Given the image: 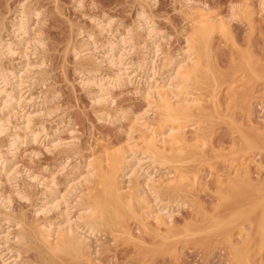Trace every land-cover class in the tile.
Returning <instances> with one entry per match:
<instances>
[{"label": "rangeland", "instance_id": "obj_1", "mask_svg": "<svg viewBox=\"0 0 264 264\" xmlns=\"http://www.w3.org/2000/svg\"><path fill=\"white\" fill-rule=\"evenodd\" d=\"M249 2L255 11V21L248 24L249 21L244 15V5ZM260 3L261 0H0V39L4 38L3 41L11 43L10 46L13 51L19 49L17 53H23L11 52V55H8V51L2 57L4 61V63L2 61V66L10 71L12 69L13 75L22 77L21 84L16 88L15 102H12L13 104L5 107L4 104L7 102L5 103L4 101L7 98L4 97V93H0V99L2 97L4 100L2 101L1 99L0 101V105L3 108H0V123L5 122L7 124L5 125L4 123L5 127L7 126L6 131L0 133V149L2 150L0 152L1 154L8 152L4 157L8 160H13L15 165L13 169H18L15 172L19 173H16L18 175L17 178V175L14 177V175H10L8 171L6 172L0 167V215L2 216V218L0 216V224L2 226L0 227V233L2 234L6 232L5 229L7 228L5 227H8L14 233V230L19 225L16 222H22L30 233L34 234L35 224L58 221L61 218L62 209L70 208L74 204L73 201L76 202L75 200L80 199V193L77 192L80 190L79 188V190L76 188L77 191H71L70 185L72 182H77L82 177H90L89 180L92 185L98 181V171L93 166H86L88 161L92 162L94 155H98L106 147L109 149L120 148V146L124 149L135 146L141 148V133H139L141 127L145 128L150 125V127L155 126L154 128H156L158 126L159 116L157 109L154 108L155 103L145 98L144 94H142L147 90L150 83L141 80V82H138L142 72L136 67H132L133 65L130 63L133 60L134 62L132 61V63L135 66V62L142 56L148 55V53L153 54L150 52L151 45H149V41L147 42L149 38H147L146 30L142 29L143 31H139L136 39L138 48L136 47L135 51L130 50L131 48L128 44L124 46L126 48L129 47L132 52H129L127 48L129 52L127 54L125 47L122 50L125 49L126 54L120 50L122 51L120 53L125 54L124 57L127 56L126 59L121 56L122 67L128 70H126V74H130L128 78V75L124 74L125 72L122 73L124 77L121 76L123 78H121V82L116 81V78L114 79L118 72L116 70L118 67L112 63L106 64L109 61L103 54H100L102 51L104 52V42L107 44L108 41L106 39L108 40L109 35L124 34L127 27L130 25L132 27L137 22L140 9L146 10L145 12L151 17L149 18L152 19L153 26L159 32L161 38L158 41L161 42V52L159 51V56L155 58L157 73L154 78L158 80L166 70L161 64L163 63L164 55L172 54L177 56L187 46L186 39L192 31L193 17L197 13L207 12L215 14L230 24L228 32L217 31L213 34L212 52L210 51L206 58L205 56L202 58V60L204 59L202 61V77L205 83L202 82V85L200 84L197 90L199 94H197L203 97L201 98L203 101H200L202 105L200 110H203L200 111L198 109L197 111L196 108L192 116L183 120L186 125L184 131L186 137H188L187 139L190 142H194L198 138L199 141L201 139L205 142L201 147L196 148L198 149L196 152L199 155L194 150L196 156L193 153L190 156L189 154H183L185 157H181L178 161L174 160L173 162L161 164L152 162L145 154H143L144 156L139 154L144 157L143 159V157L139 156L142 159L141 162L139 161V165L142 164L141 167H144L143 169L148 172L151 171L150 175L152 177L154 174V180H157L156 185H160L159 183L177 175L182 168V171L178 174L189 177L195 174L197 177L194 187L191 185L189 189L179 191L171 188L172 190L170 189L166 194L162 195V199L171 206L169 210L173 215L169 221L170 224L160 225L161 227H159L155 219L145 215L147 210L145 208V210L143 209L144 213L142 212L141 215H134L131 212L130 215L129 212L128 214L126 212L122 225L116 226V230L112 227L103 226L97 234L91 233V256L89 259L78 260V263L75 262L77 259H73V253L64 254L50 251L38 237H36L37 239L35 237V239L32 238L29 243L15 244L11 241V245H9L14 247V250H19L21 256L30 264H244L243 261L245 260V264L248 262L249 264H264V218L262 219V216L264 217V8L262 3ZM23 5L27 8L29 7V10H32L34 15L32 12L24 40L19 41L20 39L17 37L16 39L15 35L12 36L14 33L13 30L11 31L13 28L11 21L14 18L13 16L16 13L18 14L17 10ZM95 19L96 21H94ZM98 20L108 23L107 28L110 34L106 30L102 31L104 35L99 32ZM3 26L4 28L6 27L5 30ZM2 30L3 32H1ZM85 32L87 34H95H93L95 37L93 39L98 44H96L98 46L96 51L98 52L99 48L101 49L100 53L95 54L96 51L94 53L99 58L97 59V65L98 69L100 68L97 71L98 73L95 71V75H93L94 71L85 73L83 70H95L97 67L96 63L89 60L88 62L86 61L87 63L85 60L81 61L78 56L76 57L74 50L79 48V44L83 41L81 38H87L88 35ZM105 32L109 34L108 38ZM27 36L29 39L26 38ZM116 36H114L115 38L112 36V39L116 40ZM33 37H41L38 38L39 41H36V44L40 43L43 46L37 45L36 47L38 48L35 49L33 44L35 38L33 39ZM141 40H145L146 43H143L146 44L147 48H141L143 45L139 44L142 42ZM99 41L103 46L100 47ZM12 42H15L16 46L13 47ZM19 42L21 46H19ZM24 47H27L28 52ZM30 48L35 50L30 51ZM89 48L95 50L93 45H90ZM140 51L141 53H139ZM116 53L118 54L117 51ZM23 56H27L26 58L29 61ZM101 57L107 62L104 60V62H101ZM23 60H25L27 67ZM33 63L36 64L35 67ZM83 64H88V67ZM91 66L94 67L91 68ZM25 67L28 72H19V70H24L22 68ZM133 68H136V72H134L135 70L132 72ZM80 70L82 71L79 72ZM99 73L102 76H99ZM91 78L95 79V81L92 79L95 84L91 81L92 85L89 84L90 82H87L88 85H86L85 80L89 81ZM100 78H103V80ZM12 79L14 77L10 80L12 81ZM97 80L102 81L100 82L103 84L104 90H99L100 86H97ZM104 83H108V87ZM217 83L219 84L217 85ZM9 86L10 84L4 86V88L10 90L11 86L10 88ZM111 87L113 88L111 89ZM210 87L212 88L209 89ZM17 89L20 90L17 91ZM21 93L26 95L23 94V96ZM103 94L104 96L105 94L107 95L105 97L109 95L110 99L108 98L109 100H107ZM214 94H217V96ZM98 96L103 97L106 101H97V103L95 99ZM21 98L23 100L25 98L30 99L23 101ZM110 100L111 102H109ZM150 102L153 104H149ZM101 103L102 105H100ZM102 110H104V114L100 112ZM5 118L9 119L8 121L10 122L4 121L3 119ZM231 120H234V123ZM27 122L28 130L29 128L31 129L28 136L24 132L26 130L24 125ZM230 122L233 124H230ZM13 125H18L17 129L14 126V131ZM235 127H239L241 130L235 129ZM10 129L17 135L19 143L15 144L17 151L11 148L8 143L10 140L9 135L13 134ZM256 130H258V133ZM31 131L35 135L32 136ZM256 134L258 135L256 136ZM260 140L261 143L259 142ZM250 142L252 147H247V143ZM251 144L248 146H251ZM126 145L128 147H125ZM11 151H14V153ZM93 151L95 154H92ZM204 151L205 154H203ZM10 153L13 155H10ZM0 160L2 161L3 158ZM197 161H200V163ZM258 161L259 163H257ZM196 162L197 166H195ZM93 163H95V160ZM191 168L192 170H190ZM76 169H78V173L75 174L74 171ZM4 171L6 174H3ZM89 171H94L95 178L92 175H87ZM35 174L36 176H34ZM34 177L36 178L34 179ZM77 177L79 178L77 179ZM120 179L122 184L125 185L127 182L126 176L120 177ZM43 181H45V184L42 183ZM47 181L50 182V185L54 184L58 188L56 195L53 196L56 200L50 203V211H45L46 213H44L43 209V213H40L37 211H41V200L45 196L50 195L48 194V191L50 193L49 188H45ZM39 182L40 184H38ZM204 183L205 185H203ZM232 184H234L235 189ZM228 185L230 186L228 187ZM76 193H78V199L74 198L77 197ZM44 194L46 195L43 196ZM220 194H223V196H220ZM83 197L86 200V197ZM220 197H225L226 200L223 198V201ZM57 200L60 204H57ZM64 201H66V205ZM70 203L73 204L70 205ZM55 204L56 206H54ZM236 209H239L238 214H236ZM72 212L71 216L74 215L75 208L72 209ZM230 213L233 214L230 216ZM6 215L7 217L10 216L9 218L12 220L8 222ZM138 216H141L142 221ZM219 216L222 217V220L223 218L225 220L221 224L219 222L222 220L219 219ZM237 216L239 217L237 218ZM128 217L129 220H127ZM143 217L148 218L144 219ZM231 217L233 223L232 221L230 222L232 220ZM148 220H151L149 225L150 223H153L152 226L155 225L154 229H152L153 227L150 228L149 225L145 226L148 224ZM217 224L220 225L218 226ZM240 224H243L244 229H239ZM214 226H218V229H214ZM126 229L132 236L128 235ZM210 229L212 232H210ZM198 230L199 233L197 232ZM13 233H11L12 236H14ZM116 233H118V236H116ZM2 234H0V264H4V260H7L6 256L9 255L7 253L9 250L7 246L9 245L6 242L3 244ZM229 243L232 244L231 247L233 248L230 247ZM236 246L242 250L243 254L239 253L241 256L236 252Z\"/></svg>", "mask_w": 264, "mask_h": 264}, {"label": "bare ground", "instance_id": "obj_2", "mask_svg": "<svg viewBox=\"0 0 264 264\" xmlns=\"http://www.w3.org/2000/svg\"><path fill=\"white\" fill-rule=\"evenodd\" d=\"M261 3H262V7L264 8V0H261ZM260 3V4H261ZM26 5V4H24ZM22 6L20 9H18V14L15 16H13L14 18H12V25H13V28L11 29V31L13 30V35L15 38H19L18 40L19 41H23L24 38H25V34L27 33V29L29 27V21L31 20V17H32V10H29V7L27 8L26 6ZM243 7V6H242ZM244 15L247 19L248 24L249 23H253L255 20H254V8L253 6L249 3H246L244 5ZM144 9V8H143ZM34 10V9H33ZM146 10H141L138 12V20L137 22L135 23L134 26L132 27H127L125 29V33L124 34H118L116 36V34L112 35L113 38H115L114 36H116V40L112 39V36L109 35L110 32H109V29L107 28V24L106 23H103V21H97V25H98V29L100 30L99 32L101 33L102 31H105L106 32H109L106 33L107 35V38H108V35H109V38L108 40L106 39L107 44L104 42V46L101 45V42L99 43L100 44V47L103 46L104 47V52L102 51L101 53L99 52L101 49L99 48V51L97 52L96 49H97V42H95V40L93 38H95L93 36L92 33H86L88 31H86V35L87 38L86 39H82L83 41H81V43L79 44V48H75V54H76V57L78 56V59H80L81 61L85 60V62L88 60L89 61H92L94 63H96V65L98 64V60L99 59L98 57H96L95 54L97 53H100V54H103L106 58H107V61L104 60V58L102 59L101 57V62H107L106 64L109 65V63H112L113 65H116L118 68H116V70H118V72L116 70H114L115 72H117V74L115 75L116 77H114V79L116 78V81H119L121 82V78L124 77L122 76V73L126 74V70L123 69V62L121 60V56L124 57V55L127 53L129 54V52H132L130 50H134L136 49V47L138 46V43L136 42V39L138 38L137 35H139V31L142 30V29H145L146 31V35L148 36L147 38H149L147 40V42L149 43V45H151V48H150V52H152L153 54L151 53H148V55H145V56H142V58H140L139 60H137L135 63L136 65L134 66V64L132 63V61H130V63L133 65L132 67H136L137 69H139L142 74L138 80V82L141 80V81H146L149 84V86L145 83V85L148 86L147 90L142 93L144 94V97L149 99L151 102L155 103V107L158 111V116H159V123H158V126L156 128H154L155 126H151L150 125L148 127H145V128H142L141 127V131L139 133H141L140 135V142H141V148H138V146L136 147H129L127 149H124L123 147L120 146V148H114V149H109V148H105V150L103 149V151H100V153L98 155H94V157H92V162L91 161H88L87 163V167H90V166H93V168L98 171V181L95 183V184H90V180L89 178L87 177H82L81 179L79 177H77L78 181H74V183L72 182V184L74 185H70V188L71 191L73 190V192L77 189L79 191L80 194H79V198L81 199V201H79L80 199H78V193H76L77 197H74L75 199H78V200H75L76 202L73 201V203H70L73 204L70 208H66V210L62 209V213L60 214L61 218L56 222H48V223H37L35 224V229L33 231L34 234H31L29 229L25 227V225L22 223V222H16L18 225V228L14 230V233L12 232V230H10L8 227H5L7 229L6 232L4 234L1 235V238L3 237V241L5 244L8 243L7 245H9L12 241V243H29L31 242L32 238H36L38 237V239L42 242V244L48 248L50 251H53V252H62L64 254H68V253H73V259H77L75 262H79L78 260L80 259H89L90 256H91V252H90V236H91V233H95L97 234L98 231H100V228L103 227V226H108V227H112L113 229H115L116 226H121L122 223H123V219H124V216H125V213L130 212L134 215H141L142 212H143V209H147L145 212H146V216H150L152 217V219H155L156 221V224L161 227L160 225H168L170 224L169 221L171 220L172 218V215L171 214L172 212L169 210V208H171L170 204L165 201L164 199H162V195L163 194H166L171 188H174V189H178L179 190H184V189H189V187L192 185L193 187L195 186L194 184L197 182V177L195 176L194 173V176L191 175V177L189 176H185L183 174H178L179 172L182 171V169H180L181 171H179L177 173V175L169 178L168 180L162 182V183H159L160 185H156L157 184V180H154V174H153V177L152 175H150V172H148L147 170L143 169L141 167V165H139V163L142 161V159L139 158V156L142 154H145V156L151 160L152 162H159V163H167V162H170V161H174V160H180L181 157H185L183 156V154H189V156L193 153V154H198V152H196V150L198 151V149H196L197 147H201L205 142L202 141L200 139V141H202L200 143V141L197 139H195L194 142H190L186 137L185 135V131H184V128H185V124L183 122V120H185L186 118H188L189 116H192L197 108V111L198 109L200 110V108L202 107L200 101L202 100L200 95L198 96V92L197 90L199 89L200 87V84L202 82H204V78L202 77V67H203V64H202V58L203 56H205L206 58V55H208L211 51V49L213 48L212 47V38H213V34L217 31H222V32H225V31H229L230 30V24L225 21L223 18H220V17H217V15L215 14H210V13H207V12H204V13H197L195 17H193L194 19V22L191 26L192 28V31L191 33L187 36V39H186V42H187V46L183 48V50L180 52V54H178L177 56H174L172 55H164L163 57V63L162 66L164 69H166L162 75L160 76V78L157 80L154 78L155 74L157 73V66H156V61H155V58H157V56H159V53L161 52L160 51V44L161 42H158L161 38L159 36V32L154 28L153 26V21H151L152 19H150L151 17L148 15L147 12H145ZM147 13V14H146ZM33 15H34V12H33ZM38 15V14H36ZM150 17V18H149ZM99 19V18H98ZM102 20V19H101ZM96 21V19L94 20ZM105 22V21H104ZM107 22V21H106ZM109 22V21H108ZM113 22V21H112ZM31 23V22H30ZM257 24V23H256ZM5 25V23H4ZM11 25V26H12ZM33 25V24H32ZM96 25V23H95ZM110 25V24H109ZM113 25V24H112ZM2 26V25H1ZM250 26V25H249ZM110 27V26H109ZM116 27V26H115ZM1 28V27H0ZM4 28V26H3ZM6 28V27H5ZM4 28V30H5ZM111 28V27H110ZM190 28V29H191ZM31 29V28H30ZM108 29V31H107ZM81 30V29H80ZM111 30V29H110ZM115 30V29H113ZM121 30V29H119ZM31 31V30H29ZM28 31V32H29ZM92 31V30H91ZM116 31H117V28H116ZM143 31V30H142ZM3 32V30L1 31ZM99 32H96V33H99ZM113 32V31H112ZM118 32V31H117ZM226 32V33H227ZM12 33V32H11ZM103 33V32H102ZM116 33V32H114ZM119 33V32H118ZM121 33V31H120ZM141 33V32H140ZM10 34V33H9ZM39 34V33H38ZM78 34V33H77ZM81 36L82 34L79 33ZM113 34V33H112ZM145 34V33H144ZM1 35V34H0ZM4 35V33H3ZM11 35V34H10ZM95 35V34H94ZM104 35V33H103ZM33 36V35H32ZM38 36V35H37ZM85 36V35H84ZM83 36V37H84ZM105 36V37H106ZM141 36V35H140ZM86 37V36H85ZM111 37V38H110ZM146 37V36H145ZM1 38V37H0ZM16 38V39H17ZM28 38V36L26 37ZM35 37H33L34 39ZM38 38H41V37H38ZM38 38L36 37L34 39V48H38L36 47L37 45L39 46V44H36V41H39ZM147 38H144V39H147ZM232 38V37H231ZM29 39V38H28ZM27 39V40H28ZM32 39V40H33ZM140 39V38H139ZM138 39V40H139ZM3 39H0V93H4V97H6L7 99L4 101L3 98L1 97L2 101H4L6 104H4V106H10L11 104H13L12 102H15L14 100V97H15V94H16V88L19 87V85L21 84L20 81H22V77L19 75H13V71L11 69L8 70L6 69L5 67H3L2 65V57L4 56V54H6L8 51V55H11V52H16L17 51H13L12 48H11V43L9 44V42H5L3 41ZM7 40V39H5ZM12 40V39H11ZM15 40V39H14ZM32 40H30L32 42ZM100 40V39H99ZM104 40V39H103ZM13 41V40H12ZM41 41V40H40ZM98 41V40H97ZM140 41V40H139ZM142 41V40H141ZM18 42V41H16ZM25 42V41H24ZM145 40L142 41L141 43L139 44H143L141 46V48H147L146 44H144ZM13 43V42H12ZM15 43V42H14ZM13 43V47L16 46L15 44ZM29 43V42H28ZM147 43V44H148ZM18 44V43H17ZM20 44V42H19ZM23 44H26V43H23ZM29 44H32V43H29ZM27 44L28 46H31ZM36 44V45H35ZM93 45V47L95 48V50H92V48L90 49L89 46L90 45ZM97 44V45H96ZM129 45L130 46V50H129V47L128 48V51H127V48L124 46V45ZM89 45V46H88ZM21 46V44L19 45ZM25 46V45H23ZM22 46V47H23ZM43 46V45H40V47ZM78 46V45H77ZM32 47V46H31ZM126 48V53H125V49L122 50L123 48ZM150 47V46H149ZM18 48V46H17ZM25 48V47H24ZM27 48V47H26ZM25 48V50L27 51V49ZM33 48V49H34ZM93 48V49H94ZM120 48V49H119ZM138 48V47H137ZM14 49V48H13ZM32 49V50H33ZM34 49V50H35ZM21 50V49H20ZM30 51L31 48L29 49ZM98 50V49H97ZM123 53H125L123 55V53H120L122 51ZM147 50V49H146ZM96 51V53H95ZM116 51L118 52V54L116 53ZM135 51V50H134ZM143 51H145V49H143ZM160 51V52H159ZM6 52V53H5ZM28 52V51H27ZM26 52V53H27ZM149 52V51H148ZM166 52V51H165ZM164 52V53H165ZM212 52V51H211ZM14 53H12L14 55ZM22 53V52H20ZM19 52L17 54H20ZM95 53V54H94ZM120 53V54H119ZM141 53V51L139 52ZM144 53V52H143ZM147 53V52H145ZM163 53V54H164ZM168 53V52H167ZM166 53V54H167ZM23 54V53H22ZM21 54V55H22ZM25 54V53H24ZM30 55V54H29ZM142 55V54H141ZM7 56V55H6ZM28 56V55H27ZM27 56H23V57H27ZM100 56V55H99ZM138 56L140 57V55L138 54ZM18 57V56H17ZM22 57V56H21ZM127 57V56H126ZM126 57H124L126 59ZM138 57V58H139ZM4 59V58H3ZM133 59V58H132ZM27 61H29L28 58H26ZM79 60V61H80ZM104 60V61H103ZM207 60V59H206ZM25 62V60H23ZM78 61V62H79ZM80 61V63H81ZM158 61V60H157ZM86 62V63H87ZM125 62V61H124ZM134 62V61H133ZM4 63V61H3ZM29 63V62H27ZM42 63V61H41ZM26 64V62H25ZM32 64V63H31ZM35 64V63H33ZM129 64V63H128ZM127 64V65H128ZM30 65V64H28ZM38 65V64H37ZM43 65V64H42ZM40 65V66H42ZM83 65H87L88 67V64H83ZM99 65H100V62H99ZM113 65H111L113 67ZM130 65V64H129ZM5 66V65H4ZM18 66V65H17ZM27 67V64L25 65ZM31 67H33L32 65H30ZM29 66V67H30ZM36 66V64L34 65V67ZM39 66V68H40ZM131 66V65H130ZM160 66V65H159ZM19 67V66H18ZM25 67V68H26ZM86 67V66H85ZM85 67H83V69H85ZM94 66H91V68H93ZM96 67V66H95ZM100 67V66H99ZM125 67V66H124ZM22 68L24 70H19V72H23V73H26L28 72V69L26 68ZM129 69V67H127ZM135 68V69H136ZM31 69V68H30ZM82 69V68H80ZM97 69V70H96ZM95 70H92L90 71L91 69H88L87 71L83 70L85 73H93V75H95V71L96 73H98L97 71H99L98 69V65L96 67ZM115 69V68H113ZM121 69H123L121 71ZM132 69V68H131ZM133 68L132 72L135 70ZM15 70V69H14ZM40 70V69H39ZM112 70V69H111ZM138 70V71H139ZM30 71V70H29ZM35 71V70H34ZM38 71V70H37ZM82 70H80L79 72H81ZM113 71V72H114ZM128 71V70H127ZM18 72V73H19ZM103 72V71H101ZM130 72V73H132ZM136 72V70L134 71ZM21 73V74H23ZM33 73V72H31ZM84 73V74H85ZM112 73V72H111ZM140 73V72H139ZM28 74V73H27ZM35 74V73H34ZM83 74V73H82ZM103 74V73H101ZM114 74V73H113ZM123 74V75H124ZM133 74V73H132ZM137 74V73H136ZM12 75V76H10ZM31 75V74H30ZM89 75V74H88ZM87 75V76H88ZM91 75V74H90ZM92 75V77H93ZM99 76H102L100 75V73L98 74ZM108 75V74H107ZM128 75V74H126ZM130 75V74H129ZM129 75H128V78H129ZM140 75V74H139ZM110 76V74H109ZM122 76V77H121ZM134 76V75H133ZM204 76V75H203ZM12 77H14V79H12V81L10 80ZM96 77H98L96 75ZM113 77V76H112ZM136 77V75H135ZM205 77V76H204ZM24 78V77H23ZM32 78V77H31ZM85 78V77H84ZM95 78V77H94ZM104 78V77H103ZM103 78H100L101 80H103ZM126 78V76H125ZM127 78V79H128ZM133 78V77H132ZM91 78L89 81H87V79L85 80L86 81V85L87 82L89 84H91V81L93 82V84H95V79ZM107 79V78H106ZM123 79V78H122ZM126 79V80H127ZM131 79V78H130ZM25 80V78H24ZM84 80V79H83ZM100 80V81H101ZM208 80V78H207ZM84 81V82H85ZM97 80L96 84L97 86L99 85L100 86V89L99 90H104V87H103V84ZM115 81V83H116ZM140 81V82H141ZM210 81V80H209ZM28 82V81H26ZM129 82V81H128ZM3 83V85H1ZM24 84V82H22ZM113 83V82H112ZM113 83V84H115ZM156 83V84H155ZM205 83V82H204ZM208 83V81H207ZM206 83V84H207ZM232 83V82H231ZM11 86V89L10 90H6L4 88V86L6 85H9ZM106 83H104L105 85ZM108 84V83H107ZM106 84V86H107ZM110 84V83H109ZM122 84V83H121ZM155 84V85H154ZM219 83H217L218 85ZM85 85V83H84ZM92 85V84H91ZM202 85V84H201ZM215 85V84H214ZM9 86V88H10ZM98 86V87H99ZM112 86V85H110ZM109 86V88H110ZM146 86V87H147ZM208 86V85H207ZM90 87V86H89ZM108 87V86H107ZM220 87V86H219ZM218 87V88H219ZM21 88V87H20ZM113 87H111L112 89ZM139 88V87H138ZM212 87H210L209 89H211ZM214 88V86H213ZM217 88V87H216ZM23 89V88H22ZM21 89V90H22ZM141 90V88H139ZM202 89V88H201ZM20 90V89H17V91ZM108 90V89H107ZM139 90V91H140ZM98 91V90H97ZM219 91V90H218ZM21 92V91H19ZM242 92V91H241ZM27 93V92H26ZM93 93V92H92ZM107 93V92H106ZM141 93V92H140ZM198 93V94H197ZM218 94V92H216ZM18 94V93H17ZM22 94V93H21ZM25 94V93H23ZM22 94V95H23ZM217 94H214L215 96H217ZM19 95V94H18ZM26 95V94H25ZM28 95V94H27ZM99 95V94H98ZM213 95V94H212ZM230 95V94H229ZM1 96V94H0ZM3 96V95H2ZM17 96V95H16ZM24 96V95H23ZM22 96V98H23ZM104 96V94H103ZM105 96H107L105 94ZM104 96V97H105ZM143 96V95H142ZM214 96V97H215ZM234 96V95H233ZM19 97V96H18ZM111 97V95H110ZM230 97V96H229ZM17 98V97H16ZM21 98V100H23ZM107 98V100H109V95L108 97H105ZM109 98V99H108ZM221 98V97H220ZM0 99V101H1ZM30 98H25L24 100L27 101L29 100ZM98 99V100H97ZM249 99V98H248ZM14 100V101H13ZM18 100V99H17ZM16 100V101H17ZM23 100V101H24ZM96 102L97 101H106L103 97H97L96 99ZM153 100V101H152ZM216 100V98H215ZM113 101V100H112ZM203 101V100H202ZM21 102V101H20ZM111 102V100L109 101ZM149 103V104H153V103ZM220 102V100H219ZM19 103V102H18ZM98 103V102H97ZM218 103V102H217ZM1 104V103H0ZM2 104V105H3ZM105 104V103H104ZM102 105V103L100 104ZM3 106V107H4ZM153 106V105H152ZM205 106V104H204ZM218 106V104H217ZM0 108L1 105H0ZM206 108V107H205ZM219 108V107H218ZM3 109V108H2ZM8 109V108H7ZM24 109V108H23ZM13 110V109H12ZM203 110V109H202ZM200 110V111H202ZM16 111V110H15ZM18 111V110H17ZM196 111V112H197ZM12 112V111H11ZM22 112V111H21ZM100 112H104V110L100 111ZM99 112V113H100ZM198 113V112H197ZM204 113V112H203ZM13 114V113H12ZM17 114V113H16ZM20 114V113H19ZM24 114V113H22ZM104 114V113H103ZM109 114V112H108ZM106 114V115H108ZM230 114V113H229ZM24 116V115H22ZM26 116V115H25ZM224 116V115H223ZM21 117V116H20ZM30 117V116H29ZM108 117V116H107ZM26 118V117H25ZM24 118V119H25ZM229 118V116H228ZM2 119V118H1ZM4 121H8L6 118L3 119ZM140 120V119H139ZM158 120V119H157ZM2 121V120H1ZM232 121V120H231ZM234 121V120H233ZM232 121V122H233ZM10 122V121H8ZM7 122V123H8ZM26 122V121H25ZM24 122V123H25ZM137 122V121H136ZM230 122V124L232 123ZM5 122H1L0 123V133H2L3 131H6V128L7 126L5 127V125H7ZM135 123V122H134ZM139 123V122H137ZM145 123V122H143ZM234 123V122H233ZM232 123V124H233ZM10 124V123H9ZM12 124V123H11ZM14 124V123H13ZM18 124V123H17ZM142 124V123H141ZM140 124V126H142ZM146 124V123H145ZM137 125V124H135ZM242 125V124H241ZM11 126V125H10ZM13 125V131H14V128L16 127L17 129V126ZM146 126V125H145ZM236 126V125H234ZM22 127V126H21ZM233 127V126H232ZM23 128V127H22ZM24 128L26 129L24 132L26 133V136L29 135V130H31L29 128L28 130V122L24 125ZM131 128V127H130ZM134 128V127H133ZM138 129H140V127L137 126ZM137 128H136V131H137ZM237 127H235L236 129ZM238 130H241L239 127L237 128ZM11 130V129H10ZM134 130V129H133ZM36 131V130H35ZM257 133H258V130H256ZM12 132V130H11ZM9 131V133H11ZM16 132V131H15ZM13 133V132H12ZM32 133V136L35 135V133H33V131H31ZM39 133V132H38ZM263 133V132H262ZM8 134V133H6ZM4 134V135H6ZM199 134V133H198ZM11 135V134H10ZM9 135L10 137V140H9V146L11 148H14L16 151L17 149L15 148V144L18 143V139H17V135L16 134H12L11 136ZM19 135V134H18ZM195 135V133H194ZM243 135V134H242ZM258 134H256L257 136ZM25 136V137H26ZM199 136V135H198ZM262 138H263V134L261 135ZM243 137V136H242ZM19 138V137H18ZM195 138V137H194ZM201 138V137H200ZM248 138V137H247ZM245 138V139H247ZM9 139V138H8ZM243 139V140H245ZM249 139V138H248ZM260 139V138H258ZM246 141V140H245ZM248 142V141H246ZM254 142V141H252ZM261 143V140L259 141ZM19 144V143H18ZM248 145L251 144L250 143H247ZM246 144V145H247ZM255 144V143H253ZM247 147H252V144L251 146H248ZM8 146V145H7ZM113 146V145H112ZM130 146V145H129ZM140 146V145H139ZM255 146V145H253ZM17 147V146H16ZM125 147H128V145H126ZM244 147V146H243ZM101 148V147H100ZM99 148V149H100ZM10 149V148H9ZM12 149V150H14ZM240 149V148H239ZM244 149V148H243ZM247 149V148H246ZM251 149V148H250ZM1 150V149H0ZM7 150V149H6ZM96 150V149H95ZM94 150V151H95ZM194 150H195V153H194ZM204 150V149H202ZM2 151V150H1ZM93 151L92 154H95ZM97 151H99L97 149ZM239 151V150H237ZM12 152V151H11ZM200 152V151H199ZM202 152V151H201ZM241 152V151H240ZM243 152V151H242ZM14 153V151L12 152ZM10 153V155L12 154ZM17 153V152H16ZM236 153V152H235ZM239 153V152H237ZM8 152L6 154L0 152V159L3 158V160L1 161L0 160V167L3 168V170H6V172L8 171V173L11 175H14V177H16L15 175L19 174L18 172H15L17 171L18 169H13L15 167L14 163H13V160L11 161L6 159L4 157V155H7ZM140 154V155H139ZM195 154V156H196ZM205 154V151L204 153ZM244 154V153H243ZM13 155V154H12ZM199 155V154H198ZM93 156V155H92ZM144 156V155H143ZM143 156H140V157H143ZM194 156V155H193ZM206 156V155H205ZM244 156V155H243ZM15 157V155H14ZM13 157V158H14ZM145 157V158H146ZM93 158L95 160V163H93ZM192 158V156H191ZM199 158V157H198ZM207 158V157H206ZM144 159V157H143ZM201 159V158H200ZM254 159V158H253ZM89 160V159H88ZM192 160V159H191ZM15 161V160H14ZM140 161V162H139ZM187 161V160H186ZM189 161V160H188ZM201 161V160H200ZM200 161H197L200 163ZM255 161V160H254ZM182 162V161H181ZM196 162V165L197 164ZM203 162V161H202ZM206 162V160H205ZM259 163V161L257 162ZM17 164V163H15ZM81 164V163H80ZM173 164V163H172ZM176 165V163H175ZM179 165V163H178ZM181 165H184V164H181ZM188 165V164H187ZM17 166V165H16ZM180 166V165H179ZM240 166V165H239ZM194 167V166H193ZM192 167V168H193ZM200 167V166H198ZM246 167V166H245ZM146 168V167H145ZM190 168V167H189ZM192 168L190 170H192ZM241 168V167H240ZM244 168V167H243ZM242 168V170H243ZM91 169V168H90ZM200 169V168H199ZM198 169V171H199ZM239 169V167H238ZM261 169V168H260ZM195 170H197V168H195ZM247 170V169H246ZM251 170V169H250ZM78 169H76L74 171V173H78L77 172ZM194 171V170H193ZM6 172L4 171L3 174H6ZM94 171H89V173L87 175H92L94 177V174L93 173ZM188 172V170H187ZM191 172V171H189ZM197 172V171H196ZM195 172V173H196ZM229 172V171H228ZM233 172V171H231ZM237 172V171H236ZM245 172V171H244ZM247 172V171H246ZM17 173V174H16ZM184 173V172H183ZM8 174V175H9ZM73 174V173H72ZM74 174V175H75ZM170 174V173H169ZM238 174V173H236ZM242 174V173H241ZM245 174V173H244ZM9 175V176H10ZM81 175V174H80ZM86 175V176H87ZM247 175V174H246ZM8 176V177H9ZM27 176V175H26ZM32 176V175H31ZM36 176V174L34 175ZM38 176V175H37ZM73 176V175H72ZM79 176V174H78ZM127 178V182L124 184H122V180L120 179L125 177ZM168 176V175H167ZM235 176V174H234ZM250 176V175H249ZM28 177V176H27ZM74 177V176H73ZM76 177V176H75ZM141 177V178H140ZM143 177V179H142ZM243 177V176H242ZM12 178V177H11ZM17 178H18V175H17ZM36 177H34L35 179ZM95 178V177H94ZM161 178V177H160ZM167 178V177H166ZM31 179H33V177H31ZM73 179V178H71ZM75 179V178H74ZM75 179V180H77ZM141 179V181H140ZM156 179V178H155ZM227 179V177H226ZM229 179V178H228ZM237 179V178H236ZM9 180V179H8ZM17 180V179H15ZM42 180H44L42 178ZM50 180V179H49ZM143 180V181H142ZM224 180V179H223ZM29 181V180H28ZM27 181V182H28ZM52 181V180H51ZM203 181V180H202ZM30 182V181H29ZM45 181H43L42 183H44ZM48 183H46V189L49 188L50 190V193L48 191V196H45L46 194H44L43 196H45L43 198V200H41V204H40V210L41 211H37V212H40V213H46L45 211H50V203H52L53 201H55L56 199H54L56 195V190L58 188H56L53 185H50V182L47 181ZM124 182V181H123ZM152 182V183H150ZM200 182V181H199ZM223 182V181H222ZM221 182V183H222ZM37 183V182H36ZM71 183V182H70ZM156 183V184H155ZM224 183V182H223ZM226 183V182H225ZM40 184V182L38 183ZM45 184V183H44ZM42 184V185H44ZM230 184V183H229ZM245 184V183H244ZM31 185V184H30ZM29 185V186H30ZM37 185V184H36ZM205 185V183L203 184ZM221 185V184H219ZM223 185V184H222ZM221 185V186H222ZM233 185V188L235 187L234 184ZM18 186V185H17ZM45 186V185H44ZM230 185H228L229 187ZM48 187V188H47ZM77 188V189H76ZM197 188V187H196ZM218 188V187H217ZM264 188V187H263ZM235 189V188H234ZM172 190V189H171ZM196 190V189H195ZM217 190V189H216ZM194 191V190H192ZM16 192V191H15ZM20 192V190H19ZM58 192V191H57ZM196 192V191H195ZM194 192V193H195ZM226 192V190H225ZM24 194V192H22ZM21 193V194H22ZM69 193V192H68ZM188 193V192H187ZM70 195V193H69ZM223 196V194H220V196ZM228 195V194H227ZM264 195V194H263ZM4 196V195H3ZM42 196V197H43ZM71 196V195H70ZM75 196V195H74ZM86 197V200H84V197ZM57 197V196H56ZM63 197V196H62ZM73 197V195H72ZM153 197V198H151ZM227 198V196H225ZM223 197V198H225ZM254 197V196H253ZM262 197V196H261ZM5 198V197H4ZM67 198V197H66ZM221 199H223L222 197H220ZM225 198V200H226ZM240 198V196H239ZM247 198V196H246ZM8 199V198H7ZM61 199H64V198H61ZM60 199V200H61ZM173 199V198H172ZM171 199V200H172ZM198 199H199V196H198ZM245 199V197H244ZM39 200V201H40ZM59 200V201H60ZM241 200V199H240ZM240 200H239V203H240ZM6 201V200H5ZM197 201V200H196ZM224 201V199H223ZM238 201V200H237ZM57 204H60L58 202V200L56 201ZM65 202V205H66V201ZM69 203V202H67ZM222 203V202H221ZM236 203V202H235ZM4 204V203H3ZM39 204V203H38ZM37 204V205H38ZM62 204V203H61ZM6 206V205H5ZM4 206V207H5ZM10 206V205H9ZM56 206V204L54 205ZM59 206V205H58ZM68 207H69V204H68ZM75 208V212H74V215L71 216V213L72 212V209ZM44 209V211H43ZM144 209V210H145ZM242 209V208H241ZM237 210V209H236ZM239 210V209H238ZM238 210L235 212L236 214H238ZM6 211V210H5ZM10 211V210H9ZM43 211V212H42ZM74 211V210H73ZM4 212V211H3ZM239 212H242V211H239ZM6 213V212H5ZM144 213V212H143ZM234 213V214H235ZM3 214V213H1ZM38 214V213H37ZM231 214L233 213H230V216ZM235 214V215H236ZM240 214V213H239ZM131 215V214H130ZM144 215V216H145ZM234 215V216H235ZM1 216V215H0ZM4 216V215H3ZM127 216V215H126ZM145 216V217H146ZM226 217V215H224ZM228 216V215H227ZM233 216V215H232ZM10 216L7 217L6 215V220L9 222L11 221L12 219L9 218ZM141 217V216H140ZM138 216V218H140ZM143 217L144 219H147ZM220 217V216H219ZM239 216H237L238 218ZM2 218V216H1ZM0 218V220H1ZM5 218V217H4ZM222 217H220L219 219H221ZM236 218V219H237ZM264 217L262 216V219ZM226 219V218H225ZM232 219V217H231ZM261 219V220H262ZM3 220V219H2ZM127 220H129V217L127 218ZM141 220V218H140ZM139 220V221H140ZM222 220V219H221ZM224 220V218H223ZM221 221L219 222L220 224L224 221ZM228 220V219H227ZM230 220V219H229ZM264 220V219H263ZM18 221V220H17ZM51 221V220H50ZM142 221V220H141ZM151 221V220H150ZM148 220V224H146L145 226L149 225V222ZM153 221V220H152ZM232 221L233 223V219L230 220V222ZM236 221V220H234ZM14 222V221H13ZM38 222V221H37ZM40 222V221H39ZM228 222V221H226ZM229 222V223H230ZM260 222H263V221H260ZM147 223V222H146ZM3 224V223H2ZM145 224V223H144ZM153 223H150V228L153 227L152 229H154V226H152ZM220 224H217L218 226ZM245 224V223H244ZM260 224V223H259ZM225 225V223H224ZM231 225V224H229ZM262 225V223H261ZM260 225V226H261ZM6 226V225H5ZM144 226V227H145ZM157 226V227H158ZM217 226V227H218ZM239 229L241 228L244 229V226L243 224H240L239 225ZM0 227L1 224H0ZM10 227V226H9ZM16 227V226H15ZM217 227L214 226V229H216ZM222 227V226H221ZM238 227V226H237ZM259 227V226H258ZM110 229V228H109ZM156 229V228H155ZM160 229V228H159ZM157 229V230H159ZM162 229V228H161ZM213 229V228H212ZM213 229V230H214ZM218 229V228H217ZM236 229V228H235ZM260 230V227L258 228ZM111 230V229H110ZM116 230V229H115ZM121 230V229H120ZM127 232H128V235L129 236H132L131 233H129L128 229H126ZM148 230H149V227H148ZM157 230H154V231H157ZM201 230V229H200ZM238 230V229H237ZM151 231V230H150ZM264 231V229H263ZM115 232V231H114ZM123 232H125L123 230ZM194 233V231H192ZM199 233V230L197 231ZM201 232V231H200ZM210 232H212V230L210 229ZM248 232V231H247ZM261 232V230H260ZM11 233L14 234V236L11 235ZM196 233V231H195ZM118 233H116V236ZM123 234V233H122ZM135 235V234H134ZM138 236V235H137ZM228 237V236H227ZM34 238V239H35ZM127 238V237H126ZM135 238V237H134ZM37 239V238H36ZM130 239V238H129ZM133 239V237H132ZM228 239V238H227ZM249 239V238H247ZM92 240V239H91ZM127 240V239H126ZM137 240V239H136ZM2 241V242H3ZM138 241V240H137ZM136 241V242H137ZM245 241V240H243ZM133 242V241H132ZM229 242V241H228ZM231 242V241H230ZM139 243V242H137ZM141 243V242H140ZM144 244V243H143ZM230 244V243H229ZM1 245V244H0ZM11 245V244H10ZM7 246L8 247V252L9 255L6 256L5 258L7 260H4L5 263L4 264H30L27 260H25L21 254H20V251L19 250H14L15 248L12 247V246ZM232 244H230V247H231ZM235 245V244H233ZM247 245V244H246ZM242 246V245H241ZM6 248V247H5ZM233 248V247H231ZM230 248V249H231ZM236 248V252L239 254V253H242L241 252L242 250L239 248V247H235ZM245 249V248H244ZM247 249V248H246ZM234 251V249H232ZM245 252V251H244ZM3 254V253H2ZM7 255V254H6ZM240 255V254H239ZM238 255V256H239ZM4 256V255H3ZM241 256V255H240ZM245 256V255H243ZM239 258V257H238ZM244 258V257H243ZM72 259V261H73ZM250 259V258H248ZM256 259V257H255ZM91 260V259H90ZM241 261V259H239ZM245 260V258H244ZM246 261V260H245ZM245 261H243V263L245 264ZM255 261V260H254ZM91 262V261H89ZM96 262V261H95ZM92 263V262H91ZM76 264V263H74ZM90 264V263H89ZM249 264V262L247 263Z\"/></svg>", "mask_w": 264, "mask_h": 264}]
</instances>
